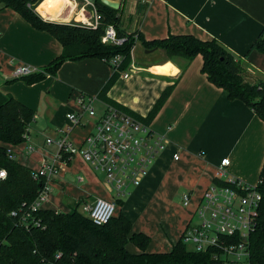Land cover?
I'll return each instance as SVG.
<instances>
[{
	"label": "crops",
	"instance_id": "crops-1",
	"mask_svg": "<svg viewBox=\"0 0 264 264\" xmlns=\"http://www.w3.org/2000/svg\"><path fill=\"white\" fill-rule=\"evenodd\" d=\"M47 1L42 0L36 12L45 21L59 24L80 22L92 7L87 0H78L77 6L71 0H52L59 5L52 19L49 8L39 10ZM110 1L119 4V29L127 36L140 34L147 42L170 35L215 40L242 62L248 82L264 81V54L250 51L264 30V0ZM63 50V45L53 35L34 28L14 10L0 7V92L31 109L36 118L30 133V144L36 150L28 154L24 143L6 145V149L18 162L20 157L29 160L38 153L40 159L34 169L45 156L57 151L55 145L46 146V139L57 140L61 130L68 128L67 114L80 111L77 104L80 95L98 97L100 102L96 107L102 110L106 101L100 94L115 72L104 60L88 58L66 61L55 75L34 84L15 77L19 66L45 69ZM132 59L131 67L124 72L131 69L130 75L125 78L124 73H120L105 98L145 119L163 93L171 89L165 104L148 123L154 132L167 138L168 145L141 184L122 200L124 205L118 211L123 210L131 220L133 233L150 237L148 252L166 253L194 224L197 209L205 192L213 185L222 160H230L226 168L230 178L252 186L259 183L264 166V121L244 102L230 100L227 91L209 81L202 72L201 56L193 61L168 60L161 50L147 53L138 41ZM83 122H91L89 129L83 127L86 137L94 120L86 115ZM42 135L49 137L39 141ZM175 155L179 156L178 160ZM67 167L61 165L49 199L57 188L62 187L64 191L74 185L81 174L86 178L80 184L82 195L95 194L106 200L116 198L106 183L107 193L97 190L102 184L90 166L79 164L75 168L71 165V173L66 171ZM76 172L77 177L73 175ZM184 195L189 196L187 205ZM42 209H50L49 200ZM128 249L131 253H140L133 244Z\"/></svg>",
	"mask_w": 264,
	"mask_h": 264
},
{
	"label": "trees",
	"instance_id": "trees-1",
	"mask_svg": "<svg viewBox=\"0 0 264 264\" xmlns=\"http://www.w3.org/2000/svg\"><path fill=\"white\" fill-rule=\"evenodd\" d=\"M41 1L0 0L1 8H10L19 13L34 28L53 35L64 48L63 53L48 67L22 77L27 83L34 84L48 75H55L66 61L98 58L115 71L100 94L107 103L115 105L105 98L106 93L120 73L131 67L132 51L139 41L146 50L163 51L168 60L183 58L193 61L201 56L202 72L209 81L227 91L230 100L244 102L264 121V81L257 84L248 82L242 62L219 42L202 41L192 35H170L151 42L145 41L140 34L127 36L119 29V10L110 8L101 0L93 2L103 16L102 26L98 29L76 22L59 24L45 21L36 12ZM108 25H113L118 37L125 39L121 45L102 42ZM254 50L264 54V30L251 46L250 51ZM117 56H121L122 60L118 66H114L112 61ZM171 92L169 89L163 93L148 117L143 119L144 122L153 120ZM34 118L31 109L0 92V170L7 173L5 179H0V264H222V260L214 259L217 250L195 252L184 242V235L170 252H148L150 237L133 233L131 220L123 210L118 211L124 205L122 199L116 201V216L103 226L95 225L81 211L84 199L72 204L69 212L42 209L27 219L44 182L34 179L31 168L11 160L6 145L22 144ZM214 183L229 186L227 182L217 179ZM257 188L262 202L256 228L250 236V264H264V166ZM130 244L137 247L140 253H131L128 249Z\"/></svg>",
	"mask_w": 264,
	"mask_h": 264
},
{
	"label": "built area",
	"instance_id": "built-area-1",
	"mask_svg": "<svg viewBox=\"0 0 264 264\" xmlns=\"http://www.w3.org/2000/svg\"><path fill=\"white\" fill-rule=\"evenodd\" d=\"M71 2L78 5V0ZM87 2L92 6L91 10L85 19L77 23L98 29L102 26L103 16L93 2ZM124 41V38L118 37L113 25L105 27L102 37L104 44L121 45ZM121 60L122 57L117 56L112 64L118 66ZM38 71L29 66H19L14 75L22 78ZM131 72L130 69L123 76L126 78ZM97 102H100L98 97L80 95L77 100L80 111L67 114L68 128L61 130L59 139H46V146L55 145L57 151L51 156H45L39 167L32 169L34 179L39 182L43 180L44 184L26 216L27 219L32 213L42 210L43 205L48 202L61 165H68L80 156L94 172L105 176L106 184L116 193L113 200L97 198L85 201L81 206V211L95 225H106L116 216V201L141 184L153 162L166 150L167 138L154 132L143 118L107 102H103V108L98 112L94 108ZM86 115L94 120L93 128L77 148L71 141L70 134L78 127L87 126L83 122ZM31 127L27 128L23 142L27 144L28 154L36 150L30 144ZM6 150L8 157L16 160V156ZM175 159L178 160L179 156L175 155ZM229 165V159L222 160L216 177L217 180L227 182L229 186L213 183L205 192L196 212L197 222L187 229L184 242L188 248L192 246L191 250L195 252L217 250L214 259L222 260V264H250V236L257 225L262 195L257 186L230 178L226 171ZM0 173L3 174L0 179L7 177L5 170H0ZM84 181L82 176L75 179L78 184H83ZM184 200L187 205L189 196L184 195Z\"/></svg>",
	"mask_w": 264,
	"mask_h": 264
},
{
	"label": "rangeland",
	"instance_id": "rangeland-1",
	"mask_svg": "<svg viewBox=\"0 0 264 264\" xmlns=\"http://www.w3.org/2000/svg\"><path fill=\"white\" fill-rule=\"evenodd\" d=\"M158 54V53H157ZM95 110H97L98 112L101 111V109H98L96 107H94ZM85 123V122H84ZM88 126H91V122L87 124L86 128ZM85 128L83 127H78L76 128L73 133H72V140L74 142V145L79 148L82 144L83 139L85 138ZM89 129V128H87ZM45 135L40 136L39 141H42L44 139H46L49 136H46V138H44ZM36 144V143H35ZM40 156L37 153L36 155L32 156L31 159L29 160H24L22 157L19 158V163L27 166V167H31L32 169L36 168L38 162H39ZM79 164H81L83 167H89L87 165V163L80 158V156H77L73 162H71L70 164H68L67 170L69 173L70 172V168L71 165H73V167H77L79 166ZM93 173L98 177L100 180V184H102V186H99L97 188L98 191L103 190L104 193L108 192V186L106 187L105 183H106V179L105 176L98 173V172H94ZM73 175H75L77 177L78 173H73ZM84 177V180L86 179L85 176L83 174H81ZM97 177V178H98ZM253 186H258V184H255ZM83 186L78 184L77 182L74 185H70L67 186L66 189L64 191H62V187L61 188H57L56 190H54V192L52 193L51 198L49 199V203H50V209L57 211V212H68V210H70L69 208L72 206V204H76L78 203L80 200H82L81 198H83L84 200H89L92 201L94 199H97V195L95 194H88V195H82L83 191H82ZM112 191V190H111ZM131 191V190H130ZM112 196H116V193L114 191L111 192ZM128 195L123 196L122 200L127 199ZM197 219L196 217H194L193 219V223H196ZM192 246H189V249H191Z\"/></svg>",
	"mask_w": 264,
	"mask_h": 264
},
{
	"label": "bare ground",
	"instance_id": "bare-ground-1",
	"mask_svg": "<svg viewBox=\"0 0 264 264\" xmlns=\"http://www.w3.org/2000/svg\"><path fill=\"white\" fill-rule=\"evenodd\" d=\"M60 2L62 0H59ZM59 8V5H58V2H54L52 0H48L46 3L43 4L42 7L39 8L40 11L43 10V8H49L50 11H51V15L50 17H52V19L55 17V15L58 13V8Z\"/></svg>",
	"mask_w": 264,
	"mask_h": 264
},
{
	"label": "water",
	"instance_id": "water-1",
	"mask_svg": "<svg viewBox=\"0 0 264 264\" xmlns=\"http://www.w3.org/2000/svg\"><path fill=\"white\" fill-rule=\"evenodd\" d=\"M87 1H89V2L92 3L94 0H87ZM102 2H103L105 5H107V6H109L110 8H112V9H115V10H118V9H119V4L116 3V2H112V1H110V0H102ZM156 50H157V49L147 50V53H151V52L156 51Z\"/></svg>",
	"mask_w": 264,
	"mask_h": 264
},
{
	"label": "clouds",
	"instance_id": "clouds-1",
	"mask_svg": "<svg viewBox=\"0 0 264 264\" xmlns=\"http://www.w3.org/2000/svg\"><path fill=\"white\" fill-rule=\"evenodd\" d=\"M0 175H3L2 173H0Z\"/></svg>",
	"mask_w": 264,
	"mask_h": 264
}]
</instances>
